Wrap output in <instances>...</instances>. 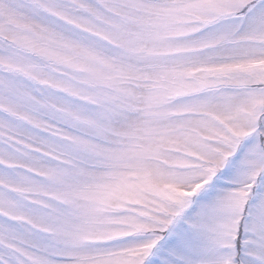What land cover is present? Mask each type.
Masks as SVG:
<instances>
[{
  "label": "snow or ice",
  "instance_id": "1",
  "mask_svg": "<svg viewBox=\"0 0 264 264\" xmlns=\"http://www.w3.org/2000/svg\"><path fill=\"white\" fill-rule=\"evenodd\" d=\"M0 264H264V0H0Z\"/></svg>",
  "mask_w": 264,
  "mask_h": 264
}]
</instances>
